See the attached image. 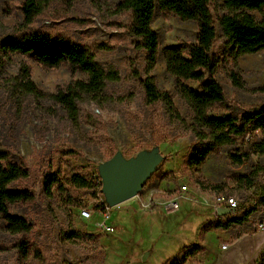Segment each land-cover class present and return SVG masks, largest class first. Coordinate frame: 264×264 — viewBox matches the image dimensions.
Instances as JSON below:
<instances>
[{
	"label": "rangeland",
	"instance_id": "rangeland-1",
	"mask_svg": "<svg viewBox=\"0 0 264 264\" xmlns=\"http://www.w3.org/2000/svg\"><path fill=\"white\" fill-rule=\"evenodd\" d=\"M120 1L52 0L28 25L30 30L68 38L90 48L102 68L119 74L101 99L86 96L78 102L79 117L75 122L52 96L82 79L80 73L62 64L57 67L60 71L51 73L59 81L55 91H44L39 82L49 76L50 69L28 55L4 56L0 52V151L10 152L28 168L29 176L11 187L33 196L31 201L10 207L12 214L30 223L28 234H10L0 222V264H167L180 250L194 246L198 249L185 264H255L264 254V231L256 229L258 222H264V151L252 153L250 161L240 166L230 164L227 148L208 156L198 169L185 164L195 141L191 112L180 98L174 78L166 72L163 50L194 42L196 24L159 12L152 21L159 38L152 75L157 88L171 96L176 111V118H172L161 104H144L139 81L132 73L137 70L142 78L144 53L132 47L126 31L129 14L117 10ZM24 2L0 0V38L24 24L20 11ZM221 4V0H213L211 5L218 36L214 49L217 56ZM253 14L260 18L258 13ZM22 64L29 68L39 97L17 93L13 82ZM231 71L237 83L228 76ZM215 78L223 89L225 106L214 107L212 116H223L231 107L240 110L264 105V51L239 58L236 66L221 63ZM188 85L196 88L194 82ZM254 141L264 142V135L257 132L248 144ZM154 148L161 156L157 166L160 173L156 169L138 197L112 207L108 224H113L115 230L105 233L97 225L101 222L97 205L104 200L99 192L100 179L97 180L99 165L116 153L129 159ZM71 169L95 179L93 189L71 191L92 212L89 220L80 218L81 209L69 206L55 185L51 197L44 194L47 178L63 179ZM254 169V183L250 186L241 176ZM182 185L188 192L182 194L176 212L166 213L155 204L156 200L178 195ZM218 194L233 197L238 209L218 218L212 206ZM148 200L151 206L145 209L141 203ZM244 214L248 217L241 226L231 223ZM214 222L230 226L227 230L204 232ZM76 229L96 235L98 242L64 238L65 232ZM238 233L240 237L233 240ZM148 252L143 262L142 256Z\"/></svg>",
	"mask_w": 264,
	"mask_h": 264
},
{
	"label": "trees",
	"instance_id": "trees-1",
	"mask_svg": "<svg viewBox=\"0 0 264 264\" xmlns=\"http://www.w3.org/2000/svg\"><path fill=\"white\" fill-rule=\"evenodd\" d=\"M51 1L25 0L20 8L25 22L0 38V52L4 56L28 55L48 69L66 64L74 72L80 73L82 79L73 81L64 90H58L52 96L55 104L66 110L70 120L75 122L79 117L78 102L86 96L101 99L107 86L119 79V74L113 69L102 68L96 62V52L90 48L68 38L51 37L28 28L42 12V7ZM212 1L121 0L117 4L118 11L129 14L126 31L132 40V47L144 53L145 68L142 78L137 70H132L134 78L139 81L144 104L147 107L161 104L167 115L172 118H176V111L171 96L157 88L152 75L157 63L159 45L158 34L151 26L152 21L159 12L173 15L183 22L196 24L194 42L167 46L163 50L166 72L174 78L176 90L191 112V131L195 141L186 155L185 164L192 169L200 168L208 156L218 154L224 148L229 149L226 157L234 166L250 161L252 153L262 154L264 151L263 141L248 144L257 132L264 135V105L240 110L231 107L226 109L223 116L210 114L214 107L225 106L223 89L215 78L221 63L228 62L231 66H236L239 58L264 51V0H221V13L217 19L220 56L214 52L218 36ZM255 12L260 18L253 14ZM228 76L232 81H236L233 71L229 72ZM189 82L196 83V88L190 87ZM13 83L17 93L40 96L30 78L29 68L24 64L19 67V74ZM28 176L29 170L21 160L14 158L8 151H0V222L10 234H28L31 230L30 223L12 214L10 209L19 202L32 200L33 196L27 191L11 187L16 181ZM254 176L255 169L241 178L251 186ZM99 179L100 177L97 180ZM98 184L101 192V179ZM54 185L59 196L69 206L80 210L85 209L87 205L81 198L73 196L71 191L91 190L96 183L91 175L71 169L63 179H55L52 176L45 180V196H52ZM247 217L248 214H244L242 218L233 219L231 223L241 226ZM229 226L228 223L214 222L207 225L204 232L227 230ZM240 235L241 233H238L232 239L236 240ZM64 238L84 243L98 242L96 235L79 229L65 232ZM20 245L23 253V244ZM196 249L197 246L183 248L167 264H185L191 261ZM255 264H264V254Z\"/></svg>",
	"mask_w": 264,
	"mask_h": 264
},
{
	"label": "water",
	"instance_id": "water-1",
	"mask_svg": "<svg viewBox=\"0 0 264 264\" xmlns=\"http://www.w3.org/2000/svg\"><path fill=\"white\" fill-rule=\"evenodd\" d=\"M161 156L157 148L151 151H142L135 157L125 159L120 153L114 154L98 167L101 179V193L109 207H114L127 200L135 198L146 180L156 171ZM231 213L229 209L218 208L217 216ZM148 253L142 256L146 261Z\"/></svg>",
	"mask_w": 264,
	"mask_h": 264
},
{
	"label": "built area",
	"instance_id": "built-area-1",
	"mask_svg": "<svg viewBox=\"0 0 264 264\" xmlns=\"http://www.w3.org/2000/svg\"><path fill=\"white\" fill-rule=\"evenodd\" d=\"M188 192L187 186L182 185L179 188V194L181 195H174L173 197L169 198L168 200L165 201H154L155 204L161 205L163 210L166 213H173L176 212L179 209V200L183 198L184 193ZM138 197V196H137ZM98 208L99 210L97 211L99 218H101L100 224L98 223L99 227L103 229L105 233H112L115 230V227L113 224H108V221L110 219V214H111V207H109L104 200H100L98 202ZM141 206L145 209H148L151 206L150 200H148L145 203H141ZM212 206L216 212L218 208H223V209H229L232 211H235L238 208V202L233 198L225 194H218L215 196V198L212 201ZM79 216L83 220H89L92 218V212L87 209H81L79 211ZM256 229L259 231H264V222H258L256 224ZM222 249H226V246H222Z\"/></svg>",
	"mask_w": 264,
	"mask_h": 264
},
{
	"label": "clouds",
	"instance_id": "clouds-1",
	"mask_svg": "<svg viewBox=\"0 0 264 264\" xmlns=\"http://www.w3.org/2000/svg\"><path fill=\"white\" fill-rule=\"evenodd\" d=\"M57 71H60V69H57L53 66V68L50 69L49 76L39 82L42 90L49 91V92L55 91L56 83H59V81H56L55 78L51 75V73H54ZM65 79H67V75H65Z\"/></svg>",
	"mask_w": 264,
	"mask_h": 264
},
{
	"label": "crops",
	"instance_id": "crops-1",
	"mask_svg": "<svg viewBox=\"0 0 264 264\" xmlns=\"http://www.w3.org/2000/svg\"><path fill=\"white\" fill-rule=\"evenodd\" d=\"M175 194H172L171 196H169L168 198H166V199H162V201H165V200H168L169 198H171V197H173ZM156 201H158V200H156ZM159 202H161V201H159ZM162 210V209H161ZM163 211V210H162ZM146 215H149V213H146Z\"/></svg>",
	"mask_w": 264,
	"mask_h": 264
}]
</instances>
